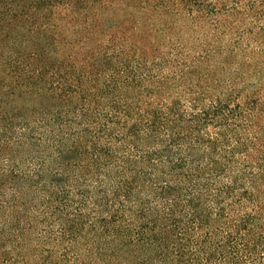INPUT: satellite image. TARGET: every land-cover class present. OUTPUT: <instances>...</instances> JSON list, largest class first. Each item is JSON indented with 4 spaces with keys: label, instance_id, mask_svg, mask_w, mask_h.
<instances>
[{
    "label": "trees",
    "instance_id": "1",
    "mask_svg": "<svg viewBox=\"0 0 264 264\" xmlns=\"http://www.w3.org/2000/svg\"><path fill=\"white\" fill-rule=\"evenodd\" d=\"M262 55L264 0H0V264H264Z\"/></svg>",
    "mask_w": 264,
    "mask_h": 264
},
{
    "label": "rangeland",
    "instance_id": "2",
    "mask_svg": "<svg viewBox=\"0 0 264 264\" xmlns=\"http://www.w3.org/2000/svg\"><path fill=\"white\" fill-rule=\"evenodd\" d=\"M253 44L256 45V47L258 48V49L256 48V51H258V52L262 51L261 50L262 48L259 47L258 43L253 42ZM262 56H264V55H262ZM232 70H233V68H229L227 73H229V71H232ZM257 70H258L257 74L253 73V74L248 75L247 79L244 82L242 81V83H240V87L243 91L245 90V87L243 88V86H249V85L253 86V85H256L258 83L259 84L262 83L263 88H264V65H263V69H260V70L257 69ZM247 71H248V68L244 69V72H247ZM240 73H242L241 70H240ZM225 75H228V74H225Z\"/></svg>",
    "mask_w": 264,
    "mask_h": 264
}]
</instances>
